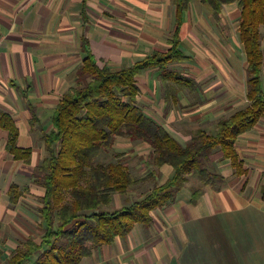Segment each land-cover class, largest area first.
Returning a JSON list of instances; mask_svg holds the SVG:
<instances>
[{
  "label": "crops",
  "instance_id": "obj_1",
  "mask_svg": "<svg viewBox=\"0 0 264 264\" xmlns=\"http://www.w3.org/2000/svg\"><path fill=\"white\" fill-rule=\"evenodd\" d=\"M193 2L198 14L203 9L217 24L239 20L240 10L236 3L224 5L215 20L199 0H190L183 13L179 48L190 60L165 68L171 71L190 65L189 73L172 72L196 85L195 90L184 91H192L201 99V103L191 102V110L186 112L191 113L194 127L180 133L170 130L172 120H179L180 108L177 111L178 104L164 101L159 70H142L136 77V101L144 102L147 111L141 110L181 145L188 143L192 132V136L197 131L214 134L221 118L249 104L243 47L241 54L233 53L225 39L219 42L221 55L212 49L210 52L207 41L203 39L198 44L202 30L190 24L194 33L191 44L206 45L207 50L205 54L183 52L186 25L199 18L191 12ZM174 28L172 0H0V114L14 122L18 130L16 146L31 149L29 163L14 160L6 149L8 133L0 129V264H7L27 240L38 243L41 239L39 209L43 189L33 182L34 175L46 156L43 137L52 130L55 108L78 81V70L85 58L82 40L87 41L99 67L118 71L154 52L167 51ZM259 32L264 98V26ZM184 92L177 94L178 100ZM165 111L169 113L167 117ZM118 139L124 138H116L114 144ZM234 148L245 175H233L229 162L222 160L220 152L214 153L209 170L224 181L201 186L198 180L188 178L172 205L150 213V225L136 224L126 236L93 249L78 264H264V113L250 131L236 139ZM164 167L167 173L159 184L173 173L169 166L161 168ZM197 189L202 194L196 203H191L192 190ZM14 192L18 198L12 203L10 193L14 196Z\"/></svg>",
  "mask_w": 264,
  "mask_h": 264
},
{
  "label": "trees",
  "instance_id": "obj_2",
  "mask_svg": "<svg viewBox=\"0 0 264 264\" xmlns=\"http://www.w3.org/2000/svg\"><path fill=\"white\" fill-rule=\"evenodd\" d=\"M217 20L222 6L236 3L240 10L238 40L246 60V99L249 104L221 118L214 134L197 131L188 143L181 145L168 131L146 116L137 106L139 88L136 77L142 70L157 69L164 90V101L177 104V94L195 90L192 80L167 70L169 64L190 60L180 50L179 32L183 13L190 0H172L175 28L165 52H154L141 61L118 71L99 67L84 39L81 48L85 58L78 70V81L57 104L51 117L52 130L43 142L46 156L36 168L33 182L43 189L39 209L42 236L38 243L27 240L8 258L7 264H24L38 254L33 264H78L93 249L111 244L126 236L136 224L148 226L150 213L172 205L188 178L201 186L224 181L209 170L210 157L220 152L229 162L233 175L246 174L234 145L236 139L250 131L264 113L261 90L262 51L260 28L264 26V0H199ZM0 129L8 133L7 152L14 160L29 163L31 149L16 146L18 130L12 119L0 114ZM116 138L144 143L157 168L171 167L172 176L153 188L140 200L118 210H104L112 194L128 190L152 177L135 178L118 162L101 163L96 159L113 148ZM117 158L122 154H116ZM13 189V187H12ZM13 193V191H12ZM11 195L14 203L18 195ZM201 189L193 190L196 203Z\"/></svg>",
  "mask_w": 264,
  "mask_h": 264
},
{
  "label": "rangeland",
  "instance_id": "obj_3",
  "mask_svg": "<svg viewBox=\"0 0 264 264\" xmlns=\"http://www.w3.org/2000/svg\"><path fill=\"white\" fill-rule=\"evenodd\" d=\"M190 9H191L192 14L195 12L199 16V18H197V20L193 19V21H188L189 24L186 25L188 27V30H186L187 32H185V35H184V38L186 37L185 38L186 42L184 44V47L182 48L185 54L190 55L192 53L191 52L192 50H195L194 51L195 54L198 52L203 53L204 51L207 50L206 45L205 46H198V45L193 46L191 44V37L193 36L194 38V33H192V31L189 28L190 24L191 26L193 24V26L195 27L199 26L200 30H202L201 33L199 34L198 44L199 45L202 44L203 42L202 40L204 39L205 41L209 43L208 47L210 48L209 50L210 52L212 49L214 51H217V53L220 52L219 55H221L222 46L219 45V42L225 39H227V41L230 42L233 53L238 52L241 54L243 52L242 46L238 40V32H237V27H238V22H239L238 20L231 22V24L227 21H223L220 24H217L211 18L207 17L203 9H201L202 11L199 12L198 14L197 11H199V9H197L195 2H193ZM203 13H204V17L208 19V20L206 19L205 22H204L205 18L203 17ZM201 15L202 17L200 18ZM193 31H195L194 28H193ZM233 53L231 52V54ZM203 54H205V52ZM189 66L190 65H186V67H174V68H171L170 70L176 71V72L178 71L180 73H189V70H190ZM155 76L156 74L154 73V77L152 79H155V83H156L157 80ZM191 92L188 91V92H184L180 94V98L177 102L178 105L176 107L177 108L176 110L179 111V108H180V111L182 113L179 111V115H178V112H177V117H178L177 119L179 120L176 119L177 121L175 122L174 120H172L171 122L172 125H170L169 127L172 133H174V131L177 133L185 132V131H188V129H190L191 127H194V124L191 125L190 123L191 113L186 114V112H189L191 110L190 108L191 102L195 101V102L201 103L200 101L201 99L199 95L191 94ZM137 105L144 110L146 108L144 102H138ZM153 106L156 107V104L154 103ZM181 106H185V107L181 108ZM153 115H155V117L158 116L156 113H154ZM164 115L165 117H167L169 113L165 111ZM173 115L174 114L172 113V116ZM192 133L190 136H192ZM150 152L151 151L149 147L146 146L145 144L141 145L140 143L132 142L129 140L127 141L126 139H123V140L118 139L112 149L106 152H102V154L96 159V162H101L104 164L109 163V162L121 163L125 167L128 168L130 173L135 178H142L144 176H147L148 174H153V172H155V175L153 174L152 177L146 178L144 182L130 188L126 194L124 195H119L116 193L112 194L113 203L107 207H102V209L111 211V210L119 208L122 205H125L126 203H130L134 200L138 201L137 199L146 195L150 191L153 185L159 184L162 182V179L164 178V176H166L167 169L165 167L157 168L154 165V161L152 157L150 156ZM118 153L122 154V157L120 158L115 157L116 154ZM190 184H193V182H191ZM34 260H35V257L30 258L24 264H32Z\"/></svg>",
  "mask_w": 264,
  "mask_h": 264
}]
</instances>
